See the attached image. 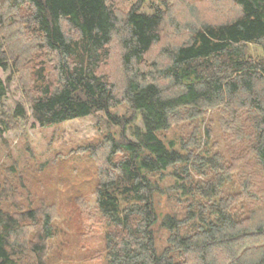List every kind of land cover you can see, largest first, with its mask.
I'll return each mask as SVG.
<instances>
[{"label":"trees","instance_id":"16d2710c","mask_svg":"<svg viewBox=\"0 0 264 264\" xmlns=\"http://www.w3.org/2000/svg\"><path fill=\"white\" fill-rule=\"evenodd\" d=\"M148 1L124 13L108 0H0V67L22 76L40 127L98 112L122 127L106 155L113 170L98 173L96 224L105 231L103 250L92 251L96 264H264V0H232L225 19L178 24L166 44L170 5L145 12ZM251 45L263 53H250ZM114 57L121 88L100 71ZM7 91L0 77V109ZM124 102L143 121L132 126L133 139L132 119L111 113ZM212 113L227 155L211 153ZM13 117L28 118L22 103ZM14 119L0 117L2 133ZM186 122L197 125L180 149L163 139ZM84 150L101 156L98 146ZM118 154L122 160L113 162ZM169 168L188 209L159 224L151 175ZM13 206L17 215L0 206V264H18L26 247L33 264H50L51 211ZM158 224L168 232L162 250Z\"/></svg>","mask_w":264,"mask_h":264},{"label":"rangeland","instance_id":"374dc122","mask_svg":"<svg viewBox=\"0 0 264 264\" xmlns=\"http://www.w3.org/2000/svg\"><path fill=\"white\" fill-rule=\"evenodd\" d=\"M136 1L108 0L111 4L115 3L119 12L124 13L128 12ZM165 2L170 5L168 10L171 17L170 25L166 23L164 32L171 31V34L166 35L164 44L172 40L178 24H202L210 20L225 19L222 17L232 10V0H189L180 3L175 0H149L143 11L152 12L155 7L163 8ZM6 32H11L10 28ZM154 50L153 56L159 51V47ZM249 51L258 55L263 53V48L251 45ZM102 66L104 67L100 71L108 72L111 80L116 83V88L124 86L122 72L118 70L121 66L118 58L114 57V62H105ZM0 77L8 88L7 95L2 100L4 108L0 109V117L8 116L13 121L18 103L25 106L28 116L26 120L14 119L10 129L4 133L0 127V206L15 215L18 211L13 206L15 202L21 203L24 210L28 207L36 208L39 215L46 210L51 211L55 237L49 243L52 248L50 264H96L97 261L91 257L94 253L92 251L103 250L105 231L101 223L96 224L100 218L95 195L100 180L98 173L103 166L113 170L106 160V155L110 139H122V127L111 123L105 112L40 127L26 101L22 76L14 73L12 69L5 71L0 67ZM111 113L132 119L127 131L129 138L133 139L132 126H143L142 117L131 109L128 103L124 102L112 108ZM207 118L209 124L210 119L213 120L211 142L214 146L211 153L219 151L227 155L228 147L216 113L209 114ZM196 125L181 123L161 135L166 142L174 141L176 148L180 149L181 141L190 138ZM88 146H98L101 156L93 157L89 151H85ZM120 160V154L113 158L116 163H120ZM173 170L174 168H169L164 175H151L158 188L155 205L159 224L168 214L183 218L188 209L189 199L180 194L175 183L179 178ZM181 172L183 173L182 170ZM86 212L90 213L93 219L87 220ZM159 224L156 228L157 246L162 250L167 245L168 232ZM24 250L18 258V264H33L35 255L27 247Z\"/></svg>","mask_w":264,"mask_h":264}]
</instances>
